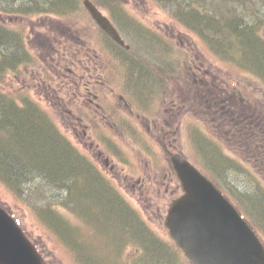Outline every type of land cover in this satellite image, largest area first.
<instances>
[{"label": "rangeland", "instance_id": "374dc122", "mask_svg": "<svg viewBox=\"0 0 264 264\" xmlns=\"http://www.w3.org/2000/svg\"><path fill=\"white\" fill-rule=\"evenodd\" d=\"M29 1L31 0L25 2L28 3ZM138 1L141 2V0ZM17 2L19 4L20 2H22V0H17ZM129 3L133 4L132 0H130ZM148 19L151 20L150 24H152L153 22L158 23V21L162 20L163 22L164 21L168 22V27L172 25L174 26V23L172 22L168 13L159 9H157V12L155 13L151 11L150 16L147 17V20ZM44 22H45V17L39 18L35 16L32 19V23L30 25L34 27L35 32H33V34L36 33L40 36L38 40H35V43L37 44L38 48H41L42 52H45L44 53L45 55L49 52V48L48 46H46L45 48V44H43L41 40L44 41V39H46L49 43L53 42L54 40H56L55 35H59L58 33L62 29L60 30L51 29L49 28V26L44 25ZM67 23L68 22H66V25ZM60 24L62 26H59L57 24L55 26L53 25L51 26L55 28V27H63L65 25L63 22H60ZM69 24L72 23L69 22ZM72 25L78 26L81 24H72ZM178 30L180 31L179 34L181 33L185 34L184 45L186 46V48L189 49L191 56L193 55V53L196 54L197 51L199 52V49L201 51L199 52L200 58L198 59L197 64L194 65V68L192 70H190L191 79L194 80V78L195 79L197 78L193 75L194 70L196 69L198 70L197 73H198V77L200 78L199 81H201L204 77H206V79L211 80L212 77H214L213 72L215 73V71L218 69V65L214 63L213 58L209 54L207 53L204 54V51L201 48V43L195 42L197 41L195 38L190 39L189 33L184 32V29L183 31L180 29H176L177 32ZM83 34H85V31L82 32V35ZM181 37L182 35L179 36L180 39ZM186 39H190L191 43L188 42ZM198 63L202 64V66L200 67V64ZM220 72L221 75H223V83L225 85L228 84V86L230 87L229 82L232 75H229V73H225L223 70H221ZM178 124L179 122L177 123V125ZM185 137L184 136L178 137L177 145H178V150L184 151L186 154V152H188V146L186 145ZM121 181L124 182L122 178ZM166 190H164V188L163 189L161 188V190L159 191L158 189L153 188L151 190L146 189L143 191V195H145V197L151 196L152 199L150 200V202L143 203L141 206L145 208L146 210L145 212L147 213V215L152 216V219L156 224V226H162V225H158V223L161 221L160 217L164 215L168 205L170 204L169 203L170 200L176 195V192L178 191V189H176V192H174L175 190L174 186H171L170 188H168L167 191ZM64 193L66 194V192ZM75 194L79 198L78 210L85 215V217L83 218L85 219V221L87 220L88 223L87 224L85 223L86 227L83 228L84 231L82 229L76 228L73 235L70 234V237H72L71 248L69 241V232L64 234L63 237L64 242L61 243V247H60L61 251L64 253V256L67 257L71 256L70 253L71 250L77 252L79 255L84 253L86 259L88 260L87 264H117L115 262L116 254L119 252L121 246L120 241L117 240V234L119 232L120 229L119 227L121 226V222L130 219V217L124 216L121 211H119L118 214L117 213L112 214L109 211V207L101 203V201H104L106 199V196L104 194H101L97 188L85 186L77 190ZM0 200L5 205H7V207L15 211V213L22 220H24L25 222L24 225L29 229H31V233L34 236V238L37 240V242L41 243L43 251L46 252V254L53 253L54 254L53 258L57 259L56 256L57 257L59 256L56 252H60V249L55 245V242H52L50 239L46 237L45 234H43L42 231H39L38 229L36 230V228L34 227V223L37 221L36 214L32 210L27 211L23 209L20 204L17 207H15L13 203L14 201L17 202L16 198H14L13 194L6 187H2L1 184H0ZM258 211L256 212V215L258 214ZM61 214L66 219H69L71 221H79V219L77 218V214L71 212L69 208L61 209ZM87 225L94 226V228L96 229L95 233L91 232L90 229L87 227ZM138 228L139 227H137V229ZM168 260H170L171 264H174V260L172 256H169ZM58 261L59 258L56 261L57 264ZM150 263L153 264L152 262Z\"/></svg>", "mask_w": 264, "mask_h": 264}, {"label": "water", "instance_id": "95a60500", "mask_svg": "<svg viewBox=\"0 0 264 264\" xmlns=\"http://www.w3.org/2000/svg\"><path fill=\"white\" fill-rule=\"evenodd\" d=\"M89 5L93 9L91 4ZM103 23H104L103 26H105L108 29V32L112 34V36L118 39L119 38L118 34H116L113 27H111V25H109L104 18H103ZM178 167L180 168L182 178L187 180L188 181L187 183L190 186H192L194 190L195 189L199 190V188L203 186V183H205L204 178L198 177L196 176V174L191 175L188 178L186 174L187 168L181 166L180 164L178 165ZM190 194H192V192H190ZM210 201L205 202L207 207L201 208L199 215L197 214L189 219L187 215L185 216L178 215V210L180 209V205L179 206L177 205L176 209L173 212V216L170 218V222H169V226L172 227L173 234L175 233V237H177L178 241L183 246L189 248L191 253L198 256L200 260L201 259L203 260V256L206 255L205 252L207 251L208 248L211 251L213 250L211 249L212 247L210 246L211 241L208 240L209 235H207L209 232H211V230L209 229L207 232L201 233L200 235L194 234L193 233L194 230L192 231V225H194L193 227H197L198 223L201 222L204 215H211L214 213V207H213L214 201L211 202ZM181 208L182 209L184 208V204L183 206H181ZM228 208H226V210H228ZM218 217L214 219H217ZM223 223L224 225H222V231H220L219 241H217L218 247H216V251H214V257L218 255V253L221 251V248L223 247L222 245L224 244L225 246H227V248H230L229 245H233L232 248L233 252L238 251L237 247L239 245L241 250L240 253L236 256L229 254L227 257H220L221 261L219 264H236L235 263L236 259H238L237 264H252L250 259L248 260L245 259V257H248V255L258 256L257 257L258 262H255L254 264H264L263 251H259V252L252 251L251 249H249V247L243 245L242 234L241 232L239 231L237 232L236 230V227L238 229L240 228V223H238L235 213H229L228 215H225V218H223ZM215 225L216 224L214 221L212 223V227H215ZM226 229L231 231L233 235L231 236L230 234H228L226 232ZM235 242H238V244ZM19 244L23 248L24 251L23 255H22V251L16 248V246ZM24 244H28V243H25V238L22 236V233L19 232V230L16 227H14L9 217L2 210H0V262L2 264H22L23 256L27 253V247ZM33 252L34 250L31 252L32 256L35 253ZM34 260H35V255H34Z\"/></svg>", "mask_w": 264, "mask_h": 264}, {"label": "bare ground", "instance_id": "6f19581e", "mask_svg": "<svg viewBox=\"0 0 264 264\" xmlns=\"http://www.w3.org/2000/svg\"><path fill=\"white\" fill-rule=\"evenodd\" d=\"M10 42L8 40V38H6L2 33H0V45L4 44L7 48L10 49ZM2 43V44H1ZM11 47H14V46H11ZM17 49V48H16ZM2 50H6V48L4 46L0 47V51ZM6 57H8V54H6ZM11 57V55H10ZM5 60L3 61H10L11 59H7V58H4ZM13 111L14 109L12 107H10V105L7 103V102H4V101H1L0 102V112L1 113H4L7 115V113L9 111ZM15 116L16 120H18L19 122L20 121H23L25 123L26 121V124L28 125V120L27 118H23L21 117L20 115H17L15 113H12L11 116ZM0 132L4 130L5 131V134L8 136L9 134L8 133H11L13 132V126L11 125V123H8L6 120L7 118L5 117V115H0ZM19 130V129H18ZM29 137L28 139L30 140V145H26L25 148L27 151L29 152H33L31 153V156L29 154H26V156H23L25 159H26V169L27 170H22L24 172H26L25 176L29 175V174H34L35 175V178H41L43 180H50L53 178L52 174L54 175H60L62 174L60 169L57 168V162L54 161V159H45L44 156L40 155L38 156L39 154V150H43L47 144L49 143V139L46 137V134L42 133L41 132V129L39 128H35V127H31L29 128ZM18 132V131H17ZM26 138V137H25ZM32 142V143H31ZM17 151V152H15ZM20 154H19V153ZM8 153H9V156L8 157H4L2 159L1 157V161H0V164L1 167H0V178L7 175L6 172H5V168H7V172L8 174L10 175H15V164H20L21 162H23V158L21 156V152L19 150V145H17L16 143L15 144H11V148L8 149ZM39 157L38 160L36 161H32V159H35V157ZM25 165V164H24ZM13 168V169H11ZM8 180L11 181V178L9 176H7ZM16 180H18L20 177L16 176V177H13ZM21 186H27V183L24 182V181H21L19 183ZM92 187V186H91Z\"/></svg>", "mask_w": 264, "mask_h": 264}, {"label": "trees", "instance_id": "16d2710c", "mask_svg": "<svg viewBox=\"0 0 264 264\" xmlns=\"http://www.w3.org/2000/svg\"><path fill=\"white\" fill-rule=\"evenodd\" d=\"M9 8H10L9 9L10 12L15 13L16 15L18 14V6H10ZM10 32H11V28L9 29L8 27H6L0 21V33H2L6 38H8L9 41H11L10 42V45L11 46H15V45L21 46V43L17 44V42H15V40H13V38H11L12 37V34ZM10 45H8V46H10ZM2 46H4L5 48H7L4 44L0 45V47H2ZM2 52H3V50H2ZM19 52H21L20 59L22 60V50H20ZM7 59H9V57H7ZM11 63H12V61L11 62H8V64H11ZM12 113H15L17 115H20L23 118H27V120H28V117H27V114L24 111L20 110L19 108H14L13 111H9L7 113V116H5V117H7V120L6 121L8 123H11V125L13 126V129L14 130H13V132L8 133L9 134L8 136L7 135L5 136L4 141H3V145H0V161H1V157L2 156H3L2 159L4 157H8L9 156L8 149L11 148V144H15L16 143L17 145H19V150L21 152V156L23 158V162H21L20 164H15V166H14L15 167V175H11V174L9 175L8 172H7V168H5V172L7 173V175H9L10 177H12L11 179L13 181H15V179L13 177H16V176L22 177V176H25V174H26V172L22 171V170H26V168H27L26 167V164L27 163L25 162L26 159L23 156H26V154H29L31 156V153H33V152L27 151L26 148H25V146L26 145H30V140L28 139L29 132H30L29 131V128L35 127V125L32 122H29L28 125L26 124V121H25V123L23 121H20L19 122L18 120H16L14 114H13V116H11ZM4 129H3L2 132L5 133L6 130H4ZM46 149H47V147H46ZM48 149H50L51 151H53V153L55 155V157H54L55 160L54 161L58 160L59 159V152H58V150L55 149L54 144L50 145L48 147ZM48 149L46 151L39 150L38 156L42 155V156L45 157V159H49V158L52 159V157L50 156L51 155V151L48 150ZM15 152H17V151H15ZM38 158L39 157L36 156L35 159H32L31 160V162L38 160ZM1 165L2 164H0V167H1ZM57 165H58V163H57ZM11 169H13V168H11Z\"/></svg>", "mask_w": 264, "mask_h": 264}]
</instances>
